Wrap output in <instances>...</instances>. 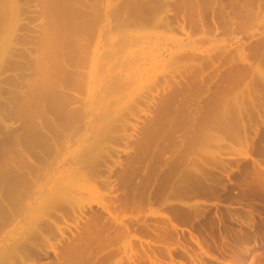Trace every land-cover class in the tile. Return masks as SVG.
<instances>
[{
    "label": "rangeland",
    "instance_id": "1",
    "mask_svg": "<svg viewBox=\"0 0 264 264\" xmlns=\"http://www.w3.org/2000/svg\"><path fill=\"white\" fill-rule=\"evenodd\" d=\"M260 10L0 0V264H264Z\"/></svg>",
    "mask_w": 264,
    "mask_h": 264
},
{
    "label": "bare ground",
    "instance_id": "2",
    "mask_svg": "<svg viewBox=\"0 0 264 264\" xmlns=\"http://www.w3.org/2000/svg\"><path fill=\"white\" fill-rule=\"evenodd\" d=\"M252 10H253V9H252ZM258 11H259V10H258ZM260 11H264V10H260ZM255 14H256V13H255ZM259 14H260V13H259ZM259 14H258V15H259ZM189 15H192V16L196 17V15L194 14V10H193V9L190 10ZM254 16H255V15H254ZM256 16H257V15H256ZM256 16H255V17H256ZM251 17H253V15H252ZM251 17H250V18H251ZM255 17H253V20L255 19ZM196 18L200 21V15H199L198 13H197V17H196ZM258 18H260V17L257 16L256 19H258ZM251 19H252V18H251ZM253 20H252V22H253ZM192 22H195V20H193ZM255 22H256V21H255ZM253 23H254V22H253ZM28 24H29V23H28ZM252 37H253V35H252Z\"/></svg>",
    "mask_w": 264,
    "mask_h": 264
}]
</instances>
